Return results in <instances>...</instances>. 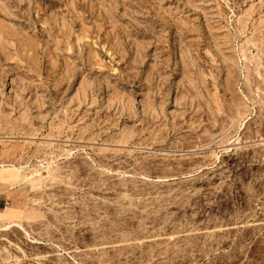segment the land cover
Instances as JSON below:
<instances>
[{"label":"rangeland","instance_id":"374dc122","mask_svg":"<svg viewBox=\"0 0 264 264\" xmlns=\"http://www.w3.org/2000/svg\"><path fill=\"white\" fill-rule=\"evenodd\" d=\"M0 185V264H264V0H0Z\"/></svg>","mask_w":264,"mask_h":264},{"label":"crops","instance_id":"0c3cea01","mask_svg":"<svg viewBox=\"0 0 264 264\" xmlns=\"http://www.w3.org/2000/svg\"><path fill=\"white\" fill-rule=\"evenodd\" d=\"M13 190L10 186L0 185V211L3 212L9 207H13L18 210L19 216L17 219H20L23 216L24 208L21 207L22 203L20 201L17 204L12 201L16 197V191Z\"/></svg>","mask_w":264,"mask_h":264},{"label":"bare ground","instance_id":"6f19581e","mask_svg":"<svg viewBox=\"0 0 264 264\" xmlns=\"http://www.w3.org/2000/svg\"><path fill=\"white\" fill-rule=\"evenodd\" d=\"M14 223V222H13ZM10 224V223H9ZM16 224H18V223H16ZM1 228V227H0Z\"/></svg>","mask_w":264,"mask_h":264}]
</instances>
